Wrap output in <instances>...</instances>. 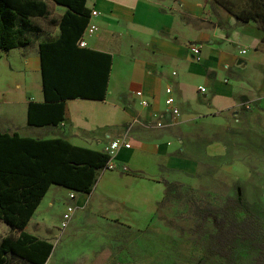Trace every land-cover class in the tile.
I'll return each mask as SVG.
<instances>
[{
    "label": "crops",
    "instance_id": "obj_1",
    "mask_svg": "<svg viewBox=\"0 0 264 264\" xmlns=\"http://www.w3.org/2000/svg\"><path fill=\"white\" fill-rule=\"evenodd\" d=\"M86 7L99 15L93 19L98 32L84 35L85 49L111 56L105 100H68L58 125L29 126V104L46 101L40 45L48 40L29 41L0 54V110H5L0 112V132L37 140L61 138L104 153L113 141L126 140L131 148L115 152L112 162L150 173L159 171V163L169 170L188 167L181 158L163 159L171 151L168 140L174 131L189 136L197 125L222 122V115L263 118L264 31L256 22L237 20L214 0H88ZM196 45L202 46L200 56L193 53ZM168 87L181 112L176 124L166 112ZM139 90L150 100L146 109L135 96ZM158 117L166 125L162 129L151 126ZM122 151L135 152L126 164ZM205 151L207 158H218L228 148L217 141ZM98 172L90 195L118 204L131 220H138V214L155 215L171 175L159 182L118 170ZM55 190L69 193V200L75 192L52 185L32 220L44 206L53 207Z\"/></svg>",
    "mask_w": 264,
    "mask_h": 264
},
{
    "label": "rangeland",
    "instance_id": "obj_2",
    "mask_svg": "<svg viewBox=\"0 0 264 264\" xmlns=\"http://www.w3.org/2000/svg\"><path fill=\"white\" fill-rule=\"evenodd\" d=\"M43 1L48 16L31 19L36 31L27 32L21 40L51 41L61 34L65 7ZM251 115L244 120L222 115V122L197 125L189 136L172 132L168 140L171 151L163 159L181 158L188 162L187 168L169 170L159 163V171L150 173L138 169L125 172L121 166L115 169L159 182L171 174V186L165 184L164 199L153 217L138 214V220H131L130 214L107 199L75 193L77 198L69 200V193L55 190L53 207L44 206L26 232L54 244L47 264H250L264 254V248L252 240L255 236L257 243L264 244V115ZM217 141L227 146V155L207 158L205 149ZM129 152H120L125 164L135 153ZM68 205L76 211L63 230ZM246 219L258 228L255 235L246 238L242 232L224 244L229 226ZM18 235L0 223V244L6 236ZM8 255L5 264H29Z\"/></svg>",
    "mask_w": 264,
    "mask_h": 264
},
{
    "label": "trees",
    "instance_id": "obj_3",
    "mask_svg": "<svg viewBox=\"0 0 264 264\" xmlns=\"http://www.w3.org/2000/svg\"><path fill=\"white\" fill-rule=\"evenodd\" d=\"M52 1L65 7L66 13L60 21V37L40 45L46 101L29 104L28 124L32 127L58 125L64 119L68 100H105L109 81L111 56L77 46L90 22L88 0ZM215 1L237 20L256 22L264 31V0ZM48 14L43 0H0V52L27 46L29 41L21 37L36 31L30 20ZM111 162L108 153L77 147L61 138L37 140L0 132V223L19 232L16 238L6 236L2 240L0 264L8 262V254L29 264H47L54 244L26 232L42 199L52 185L79 194L93 193L98 171L108 168ZM165 183L171 186L169 181ZM251 221H236L229 226L223 243L242 232L246 238L254 236L258 228ZM255 239L253 243L264 248ZM250 264H264V254Z\"/></svg>",
    "mask_w": 264,
    "mask_h": 264
},
{
    "label": "built area",
    "instance_id": "obj_4",
    "mask_svg": "<svg viewBox=\"0 0 264 264\" xmlns=\"http://www.w3.org/2000/svg\"><path fill=\"white\" fill-rule=\"evenodd\" d=\"M99 13L97 12V10H91V17H90V22L87 25L86 31L84 33V35H89V36H93L96 34V32H98V27L97 24L94 23L93 19L95 17H98ZM78 45L80 46V48H85L87 46L86 41L84 40V36L78 40ZM201 49L202 46L201 45H196V46H192V50L193 53L196 56H200L201 55ZM246 52H244L245 54ZM175 74V73H173ZM205 89L201 88V91L203 92ZM165 94H166V100H165V107H166V112L170 115V117L172 118V122L171 124H176L179 119L181 118V112L179 110V108L177 107V103H176V97L173 93V88L172 87H168L165 90ZM135 96L136 98L139 100L140 106H142L143 108H148L149 105H151L150 100L147 99L144 96V93L139 90L135 92ZM155 126L158 127L159 129L164 128L166 125L163 122L162 118H157V120L154 122ZM122 147H126L127 149L131 148V145L126 142V140H115L111 143V145L107 148L108 150V154L113 155L115 152H118ZM112 157V156H111ZM119 168L118 165L114 164L113 162H111L108 165V169L109 171H113L115 169ZM121 170L127 172L128 171V167H126L125 165L121 166ZM70 198L73 200L76 198V194L75 192H72L70 194ZM76 209L72 206V205H68V207L66 208L65 214L63 216V221L61 224V228L63 230H66L72 220V217L75 214Z\"/></svg>",
    "mask_w": 264,
    "mask_h": 264
}]
</instances>
